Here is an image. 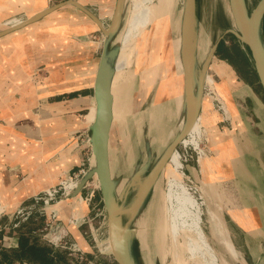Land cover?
Segmentation results:
<instances>
[{
  "label": "rangeland",
  "instance_id": "1",
  "mask_svg": "<svg viewBox=\"0 0 264 264\" xmlns=\"http://www.w3.org/2000/svg\"><path fill=\"white\" fill-rule=\"evenodd\" d=\"M17 1L22 12L16 9H5L7 18L0 21V28L15 25L28 15L31 16L65 0H15L16 3ZM130 1L125 0L124 2L123 27L115 39L119 45L118 54L130 11ZM154 1V4H157L159 0ZM183 1L172 0L171 12L169 10L170 14L166 13L167 19L164 20L162 27L163 39L160 37V42H158L159 49L151 52V49L147 48L140 56L134 53L129 65L122 70L120 79L116 83L118 91L115 92L113 88L115 93L113 102L116 103L113 104L109 161L112 176L118 180L115 186L116 198L123 208L128 207L134 199L142 179L183 123L184 116L181 114L182 74H179L181 92L178 96L180 101L178 114L173 115L170 120L169 117L162 115V119L158 120L159 112L154 111L160 93L157 89L148 112L145 115L142 114L144 101L150 93L152 84L154 80H158L168 59L166 55L168 53L163 52V46L167 47L169 41L180 37ZM257 1L244 0L248 12ZM34 2H39V4ZM78 2L95 15H102L100 22L104 28L109 25L111 17L103 13L106 7L98 6V0H78ZM105 2L109 6L111 0H102V3ZM196 18L193 70L195 79L199 78V71L205 63L208 48L216 38L222 36L221 39H224L228 48H231L233 44L228 34H224L226 29L232 28L228 0H196ZM44 21H49V23ZM150 30L145 29V33ZM103 38L99 27L83 12L73 6L65 5L50 15L48 14L47 17L41 18L40 21L0 39V77L4 79H2V84L5 87L11 84L17 69L20 70L22 76L21 87L15 90L16 92L5 88L6 94L0 104V135L4 136L0 138V145L5 144L8 148L10 147V150L6 149L4 154H0V160L5 162L12 160L9 163H16L18 166L23 164L24 167L31 164L29 165L32 166L31 171L34 170L33 167L39 166L40 161L44 162L45 154L50 150L47 148L52 143L51 134L46 136L42 133L39 138H35V129L45 131L50 129V123L52 124L43 119V112L46 111L44 103L61 94V97L72 93L90 94ZM135 42L136 45L144 43L141 37H136ZM116 60L117 57L114 67ZM174 63L173 60L172 64ZM152 65L153 69L157 68L156 77L154 76L151 86L143 89L141 88L142 78L149 74L148 71ZM249 70L250 66L245 59L231 49L228 59H221L215 54L209 61L204 73L199 112L201 116L200 135L196 140L198 146L179 144L176 147L181 161L179 170L173 169L167 162L146 198L141 212L132 217L123 216L121 218L122 226L126 225L128 231L134 230L135 235L133 233L128 235L133 241L132 254L137 264H172L169 236L166 235L165 246H162L157 226L158 218L161 220V201L158 198L160 192L165 189L169 172L179 178L199 204L202 212L201 227L213 248L216 250L213 244L215 241L230 258L235 259L232 260L233 263L240 260L232 256L224 246L225 242L231 243V241L221 220L219 206L215 205L213 197L216 192L218 194L214 182L218 186L221 175L228 171L224 162L232 155L231 142H239L240 148H244L246 152L264 143V96ZM90 95L91 103L88 110L75 114L80 128L69 130L65 139L67 147L75 143L80 147L83 146L82 161L79 162L81 165L78 170L87 168L90 161L86 139L89 135L87 129L93 120L95 109L92 93ZM35 98L38 100L36 101ZM135 99H137L136 103ZM166 102L169 108H172L173 103H170V98L166 99ZM168 105L167 109H169ZM151 112L153 120H149ZM36 116L37 118L42 116L39 118L40 121H35ZM29 129H33V137L29 136ZM151 133L153 137L149 139ZM47 137L51 141L48 144ZM33 141H36V147ZM78 170L71 171L69 174L76 173ZM66 175L59 177L57 183ZM134 175L136 177L133 178ZM24 177V173L17 174L19 181ZM131 179L132 183L128 189V182ZM16 185L13 187L6 184L4 188L1 187L0 195L3 196V189H7L4 196L11 199L16 191ZM48 188L38 193H45ZM225 193H227L226 189ZM79 196L71 198L73 199L71 201L52 200L49 202L51 207L44 208V205L40 203L27 219L7 213L12 210L15 202L0 199L2 208L0 211V251L12 249V247L2 246V237H12L21 233L29 241L35 239L34 241L38 244H46L57 249L64 257L63 263L65 264H112L114 261L108 247L106 213L101 202L97 180L90 179ZM227 197L231 200L229 196ZM28 204L29 202L24 206ZM14 223L18 225L13 227ZM165 249L169 250L167 255L163 253ZM217 256L220 264H227L222 254L217 252ZM1 264H6V262L2 260ZM11 264L31 263L24 260Z\"/></svg>",
  "mask_w": 264,
  "mask_h": 264
},
{
  "label": "water",
  "instance_id": "2",
  "mask_svg": "<svg viewBox=\"0 0 264 264\" xmlns=\"http://www.w3.org/2000/svg\"><path fill=\"white\" fill-rule=\"evenodd\" d=\"M125 0H116L114 12L110 18L109 25L104 28L97 15L92 13L86 7L80 5L75 0H65L58 2L41 11L25 18L23 22L15 26L0 30V38L27 25L37 22L44 16L55 12L56 10L70 5L83 12L94 24L99 27L103 38L102 50L95 71L92 97L95 103V114L93 122L88 127V145L90 147V161L84 174L79 179L75 189L66 197L73 198L81 194L82 189L87 182L95 178L98 183L101 202L106 213L107 221V239L110 247V253L115 264H137L134 260L132 245L133 241L129 238L126 225L122 226L121 218L123 216H133L141 212L145 200L152 191L158 177L164 169L171 153L186 137L190 128L196 122L201 106L202 90L204 85V73L206 67L215 56L216 48L222 36L216 38L208 48L205 63L199 71V78H194V44H195V24L196 18V0L183 1V16L181 22V62L183 75V104L181 114L183 123L166 144L164 150L159 155L155 163L142 179V183L135 193L132 204L123 208L118 204L115 186L117 179L112 176L109 161V141L113 122V95L111 91L114 77V61L117 57L119 45L116 38L123 27V18L125 14ZM232 14V28L224 31V34L232 35L241 48L246 49L257 78V83L264 96V40L262 36V19L264 16V0H258L254 7L248 12L244 0H229ZM158 80H154L152 88L144 101L142 114L148 112L152 104ZM154 136V132H153ZM152 133L149 139H152ZM148 148V144L146 146ZM136 177L135 175L133 178ZM132 179L128 182L130 188ZM222 222L223 219L221 218ZM224 224V222H223ZM214 247L217 252L222 254L227 264H234L232 259L223 248L215 241ZM243 259L247 260L246 254Z\"/></svg>",
  "mask_w": 264,
  "mask_h": 264
},
{
  "label": "crops",
  "instance_id": "3",
  "mask_svg": "<svg viewBox=\"0 0 264 264\" xmlns=\"http://www.w3.org/2000/svg\"><path fill=\"white\" fill-rule=\"evenodd\" d=\"M7 8L22 12L18 1L16 3L15 0H0V21L7 18L5 12ZM15 71L11 84L7 87L2 84L3 77H0V104L6 94L5 88L15 91L21 87L20 79L22 76L20 75V70L17 69ZM92 86L90 94L92 93ZM90 94L72 93L66 97H61V94L45 101L46 111L43 112V119L45 122H52V124L50 123V129L45 131L35 129V138H39L42 133L46 136L51 134L52 143L47 148L50 150L45 154L44 162L41 163L40 161L39 166L33 167V172L31 171L32 166H29L31 164L24 167L23 164L18 166L16 163H9L12 160L7 162L0 160V188H4L6 184L13 187L17 184L15 186L16 191L11 199L4 196V192L7 189H3V196L0 195V199H8L15 202L12 210L7 213L13 215L17 208L28 203L34 194L55 185L63 174L79 169L81 165L79 162L82 161L83 146L80 147L75 143V145L67 147L65 139L69 130L80 128L75 114L88 110L91 103ZM37 117H35V121H40L39 118H42V116ZM32 132L33 129H29L30 137H33ZM3 137L0 135V138ZM46 141L47 144L51 142L48 137ZM33 142L36 147V141ZM231 144L233 148L232 155L224 162L228 171L221 175L218 183L219 189L217 183L214 182V187L218 190V194L216 192L214 197H212L215 205L219 206L223 214L221 218L224 226H226L230 240L239 250L240 255L243 257V254H246L247 260H250V258L253 260H264V143H261L259 147L250 149L249 152L244 151V148H240L239 142H231ZM6 149L10 150V147L8 148L5 144L0 145V154H4ZM37 169H39V172H37ZM20 173L25 174L21 181L17 180V174ZM225 189L227 193H225ZM71 200L73 199H65V201ZM2 242V246L5 248H15L17 235L2 237Z\"/></svg>",
  "mask_w": 264,
  "mask_h": 264
},
{
  "label": "bare ground",
  "instance_id": "4",
  "mask_svg": "<svg viewBox=\"0 0 264 264\" xmlns=\"http://www.w3.org/2000/svg\"><path fill=\"white\" fill-rule=\"evenodd\" d=\"M76 1L78 2V0ZM98 1H99L97 2L98 6L106 7L103 10V13L111 17L114 12V8H115V0H111V3L109 2L110 3L109 6H107L106 2L102 3V0H98ZM154 2H155L154 0H131L130 1V11H129V15H128L127 22H126V28L121 37L120 51L117 56L116 64L114 67L115 72H114V77L112 81L113 85H112V90H111L114 100H115V95H114L115 93H114L113 88H115V92L118 91V87H117L118 84L116 83H118V80L120 79L122 70L129 65L132 55L136 53L138 56H140L141 53H145V50H147V48L149 50L151 49V52L153 51L156 52V50L159 49L160 47V44L158 42H160V37L162 38V34H163L162 27L164 24V20L166 21L167 19L166 13L170 14L171 12L170 9L172 8V0H159L157 4H154ZM34 3H36L37 5L39 4V2L38 3L34 2ZM43 3H41V5ZM228 3H229V0H228ZM229 7H230V3H229ZM230 13H231V10H230ZM29 16L30 15H28V17ZM97 16L99 19L102 18V15L98 14ZM231 17H232V14H231ZM21 22L23 21H20L19 23L17 22L15 25L20 24ZM44 22L49 23V21L48 22L44 21ZM168 24L170 25V22H168ZM15 25H12V26H15ZM6 28H9V27H6ZM147 28L151 30L150 32L145 33V29ZM174 29H177V28H174ZM1 30H3V28H1ZM136 37H141V40L144 43L141 45H136V42H135ZM181 40L182 38H181V31H180V37L178 39H175L173 41L168 40L169 43L167 47L163 46L164 48L163 52L167 51L168 54L166 55H168V59L165 63L164 69L160 72V75L158 78L157 90H158V93L159 92L160 93H159L157 106L154 108L155 112L156 111L159 112L160 117L158 118V120H161L164 115L166 117H169V120H170L172 119L173 115L178 114L179 112L180 101L178 99V96H179V93L181 92V86H180L181 77H179L180 76L179 74H182L181 56L179 58V54H180L179 50L181 52ZM206 45H207V42H206ZM174 55H175V58H174ZM173 60L175 62L174 64H172ZM156 69L155 68L153 69V65H152V68H150L148 71L149 74L142 78L141 88L147 89L149 86H151L152 84L151 82L153 81L154 76L156 77V74H155ZM92 85H93V82H92ZM139 88H140V85H139ZM169 98H170V103H173L172 108L171 107L169 108V105L166 102V99L168 100ZM136 100L137 99L134 100L135 103H136ZM93 103H94V99H93ZM115 103L113 102V104ZM167 105L169 109H167ZM174 107H175V110H173ZM94 108H95V103H94ZM112 110H113V105H112ZM94 114H95V109H94ZM152 115L153 114L151 112V116L149 120L150 119L153 120ZM200 119H201V116L198 115L196 122L190 128L186 137L181 140L180 142L181 145L183 146L193 145L194 147H196L198 143L196 140L200 135V128H199ZM167 162L170 163L173 169H178L181 167L180 154L178 153L176 149L171 153ZM166 178L167 179L165 183V189L160 192L159 198H158L159 201H161V208H160L161 212L158 209V213L159 212L161 213L160 214L161 220L158 218L157 226L159 229V234H160L159 239H160V243L162 246H165L164 241H165L166 235L169 236V240H170L169 248L172 251V256H171L172 264L173 263L175 264H220L219 257L217 256V251L213 248L211 243H209L207 236L205 235L201 227L202 212H201L200 206L197 203L196 199L189 193L188 189L179 180V178L176 177V175H174V173L169 172ZM132 202L133 200L128 205V207L132 204ZM1 210L2 208L0 207V211ZM224 246L232 256H234L236 259H239L238 253L235 251L231 243L227 241L225 242ZM108 247H109V244H108ZM160 250H161V247H160ZM163 251H164L163 253L167 255L169 250L165 249Z\"/></svg>",
  "mask_w": 264,
  "mask_h": 264
},
{
  "label": "trees",
  "instance_id": "5",
  "mask_svg": "<svg viewBox=\"0 0 264 264\" xmlns=\"http://www.w3.org/2000/svg\"><path fill=\"white\" fill-rule=\"evenodd\" d=\"M228 36L233 41L231 48H228V46L225 45L224 39H221L217 45L215 54L221 59H228L229 51L231 49V51L235 54L243 57L246 63L250 66L249 71L253 74L255 83L258 85L247 50L241 48L240 44L232 35L228 34ZM262 36L264 40V17L262 19ZM18 230L19 229H17V231ZM34 240L29 241L27 237L18 233L16 247L10 250L0 251V264L2 260H4L6 264H11L12 262H23L24 260L31 264H65L63 263L64 257L57 251V249H53L46 244H38ZM112 264H115V262Z\"/></svg>",
  "mask_w": 264,
  "mask_h": 264
},
{
  "label": "built area",
  "instance_id": "6",
  "mask_svg": "<svg viewBox=\"0 0 264 264\" xmlns=\"http://www.w3.org/2000/svg\"><path fill=\"white\" fill-rule=\"evenodd\" d=\"M83 141V140H82ZM86 143L88 145V137L86 139ZM89 146V145H88ZM89 155L90 153V147H89ZM86 168H81L76 173L67 174L65 177H63L55 186H52L45 190V193L34 195L31 198V201L26 206L19 207L15 212L14 215L19 217L22 216L23 219H27L29 215L32 213V211L35 210V207L40 205L42 203L45 207H51L52 205H49V202L56 199H66V197L75 189L79 179L84 174ZM80 197V196H79ZM43 208V209H44ZM42 210V207L40 208ZM52 213H54L52 211ZM18 223H14L13 227H16Z\"/></svg>",
  "mask_w": 264,
  "mask_h": 264
},
{
  "label": "flooded vegetation",
  "instance_id": "7",
  "mask_svg": "<svg viewBox=\"0 0 264 264\" xmlns=\"http://www.w3.org/2000/svg\"><path fill=\"white\" fill-rule=\"evenodd\" d=\"M264 17V16H263ZM221 213V212H220ZM220 216H223V214L221 213ZM225 217V216H224ZM226 219V218H225ZM226 228V226H224ZM227 230V228H226ZM228 233V232H227ZM229 236V235H228ZM230 238V236H229ZM231 241V240H230ZM232 243V242H231ZM233 245V243H232ZM235 251L238 253V257L240 260H238V262H234V264H263L264 260H253L252 258H250V260H244L243 257L240 255L239 250L233 245Z\"/></svg>",
  "mask_w": 264,
  "mask_h": 264
}]
</instances>
